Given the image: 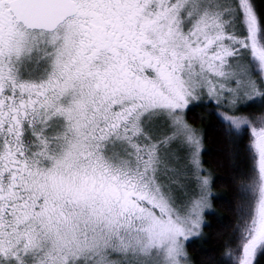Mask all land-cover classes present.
<instances>
[{"label":"snow or ice","instance_id":"obj_1","mask_svg":"<svg viewBox=\"0 0 264 264\" xmlns=\"http://www.w3.org/2000/svg\"><path fill=\"white\" fill-rule=\"evenodd\" d=\"M230 146L211 264H264V0H0V264H193Z\"/></svg>","mask_w":264,"mask_h":264},{"label":"trees","instance_id":"obj_2","mask_svg":"<svg viewBox=\"0 0 264 264\" xmlns=\"http://www.w3.org/2000/svg\"><path fill=\"white\" fill-rule=\"evenodd\" d=\"M187 118L201 130L204 141L202 159L213 178L212 208L206 213V226L202 229V236L189 243L188 251L193 258V264H211L228 238L234 223L230 183L233 171L226 159L230 146L210 110L196 108L188 113Z\"/></svg>","mask_w":264,"mask_h":264}]
</instances>
